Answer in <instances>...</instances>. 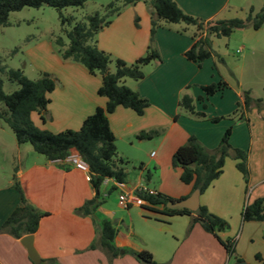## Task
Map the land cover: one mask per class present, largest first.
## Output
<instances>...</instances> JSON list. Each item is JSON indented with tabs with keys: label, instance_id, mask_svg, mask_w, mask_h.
<instances>
[{
	"label": "crops",
	"instance_id": "1",
	"mask_svg": "<svg viewBox=\"0 0 264 264\" xmlns=\"http://www.w3.org/2000/svg\"><path fill=\"white\" fill-rule=\"evenodd\" d=\"M175 1L186 13L205 20L215 19L216 15L226 8L225 0ZM149 32V8L144 2L139 1L125 6L97 33V46L110 55L131 63L145 53ZM193 41L190 36L170 27L158 28L154 34V45L160 62L146 66V70L149 69L142 79L124 80L126 85L129 82L130 88L149 101L148 107L142 115H138L130 108L118 106L108 115L119 155L132 161H141V165H144L139 168L134 180L125 181L126 192L137 186H144L148 190L161 192L176 200L188 197L193 189L190 184L181 182L179 168L172 166L174 151L190 135L195 136L207 148H214L224 130L229 127L228 121L211 122L209 118L212 116L200 120L179 111L180 94L187 85L190 88L193 71L196 66H200L184 56V52ZM44 71L56 79V85L48 94L49 103L46 110L31 115L34 124L39 128L53 133L65 129L77 130L96 107L105 106L106 97L97 93L101 84L99 75H92L82 66L60 59H54ZM194 89L197 97L204 95L201 88L203 94H200L199 89ZM203 106L205 107V104ZM196 110L202 111L197 105ZM41 115L45 119H42ZM261 118L263 122L259 125L262 128L264 117ZM218 122L222 123L213 125ZM150 129H157L159 134L145 153L144 157L147 159L145 160L142 157L143 140H136V134ZM261 139H264V130L262 133L261 131L251 133L250 145L257 146V153L254 154L253 151L249 153L247 150L250 170L247 183L236 169L235 161L227 158L222 173L199 196V206H205L211 213L228 222V229L219 235L222 238L237 237L236 255L249 264H261L264 261V221H241L244 204L264 197V168L254 156L264 154V150L259 147ZM230 143L234 147L242 149L245 147L236 141L234 126ZM153 146L155 149L147 157L149 149ZM21 148H24L26 154H21ZM13 150L16 164L7 165L8 173L3 175L4 181L0 184V225L19 204V193L12 187V174H15L27 201L46 212L32 234L34 247L41 260L54 258L58 264H108L107 254L102 248L88 249V246L96 235L100 220L109 219L116 227L114 243L120 249L112 264H139L129 251L142 249L150 251L157 262L166 264H199L205 261L208 264H227L231 259L233 264L237 262L200 224L194 223L188 229L190 217L187 215L167 217L172 218L180 229L173 246L161 233V230L169 226L168 221H163L164 225H160L161 220L160 223H157L159 220H154L155 224L146 223L152 229L151 240L148 241L145 236L133 231L127 219L116 217V212L106 208L107 201L104 204V198L102 204L92 214L80 215L76 209L95 194L82 171L69 163L59 165L42 159L31 153V146L21 147L16 141ZM130 152L134 158H130ZM145 165H154L156 170L164 169L161 179L154 186H151L150 172H146L149 174L146 176ZM113 186L112 179H108L101 188L104 187L105 192H110ZM101 188L100 193L103 197L104 191L102 192ZM115 189L120 193L119 188ZM145 219L152 220L149 217ZM122 224L125 225L126 231L121 229ZM20 238L0 232V264H34ZM255 240L258 241V246L250 245L245 251L238 246ZM256 254L260 255L261 261L255 259Z\"/></svg>",
	"mask_w": 264,
	"mask_h": 264
},
{
	"label": "trees",
	"instance_id": "2",
	"mask_svg": "<svg viewBox=\"0 0 264 264\" xmlns=\"http://www.w3.org/2000/svg\"><path fill=\"white\" fill-rule=\"evenodd\" d=\"M88 0H0V25H8V15L11 11L20 10L25 6L40 7L51 6L59 12L62 24H70L72 16H63L60 10L67 6L82 7ZM142 1L149 8L150 32L145 53L134 62L128 63L120 58L112 59L110 54L97 46V33L107 26L112 18L118 15L128 5ZM137 19H135V22ZM264 22V4L254 13L250 7L245 18H228L205 20L186 13L175 0H110L103 7V13L95 12L85 16L83 21H75L69 30L65 31L67 43L58 36L55 42L62 47V59H68L83 65L92 75H99L101 84L97 93L106 97L104 107H96L94 112L88 115L77 130L65 129L53 133L36 126L31 118L32 113H41L46 110L49 103L48 94L54 89L56 79L47 72H41L36 79H30L19 68H9L5 72L10 82L17 83L18 88L10 93L3 91V80L0 77V120L12 131L17 144L28 143L32 150L42 155L46 160L62 165L71 152H77L88 164L90 172V184L95 194L86 200L76 212L80 215L92 214L103 202L100 188L106 179H113L125 183L126 170L124 165L128 160L121 157L116 147V137L112 132L108 115L116 107L123 106L142 115L149 105V101L124 83L125 79L140 80L144 77L142 67L150 63L160 62V56L154 45V34L158 28H169L171 23H182L185 26H194L191 34L194 40L192 45L184 52V56L198 65L203 60L214 56L211 49L210 37L229 36L235 29L251 26L259 29ZM184 32V30H177ZM114 62V71L109 70V63ZM224 87L222 82H211L200 85L206 97L213 95ZM187 85L178 99V107L193 117L207 119L206 113L195 109L192 96L186 91ZM199 96V100H203ZM243 103L237 102L230 116L240 113L239 119L245 118L244 112L251 104L261 106L260 99H253L248 90L242 94ZM243 107V108H241ZM228 116V118H230ZM42 119H45L41 115ZM221 117H211V122H217ZM232 127H227L218 144L214 148H207L195 136L190 135L186 141L174 151L171 159L172 166L179 168L180 180L190 184L192 189L199 188L203 192L213 180L221 173L225 160L230 158L235 161L236 169L241 173L247 183L250 176L248 166V151L234 147L230 143ZM159 134L157 129L142 130L136 134V138L151 139ZM142 168V165H139ZM149 174L146 173V176ZM12 187L20 196L19 204L11 211L8 217L0 225V232L8 233L15 238L26 234H33L38 228L40 219L46 215L30 204L24 191L12 174ZM113 186L111 190H114ZM110 190V191H111ZM137 195L143 199L141 207L147 208L164 216L187 215L190 217L189 228L194 223L208 233L212 234L224 247L226 253L236 261L241 259L236 255L235 240L222 238L219 233L228 229V222L211 213L205 206L200 205L195 212L187 208L171 209L166 206L169 200L176 201L172 197L156 191H137ZM241 221H264V197H259L247 202L242 207ZM116 227L109 219H101L98 230L88 249L102 248L108 257V264L119 254L120 249L114 243ZM139 264H166L157 262L150 251H129ZM255 259L261 261L259 254ZM44 264H58L54 258L42 259ZM261 264H264L262 261Z\"/></svg>",
	"mask_w": 264,
	"mask_h": 264
},
{
	"label": "rangeland",
	"instance_id": "3",
	"mask_svg": "<svg viewBox=\"0 0 264 264\" xmlns=\"http://www.w3.org/2000/svg\"><path fill=\"white\" fill-rule=\"evenodd\" d=\"M109 1L110 0H88L82 7L67 6L62 8L60 12L63 16L73 17V21L70 24H62L59 12L55 8L47 5L37 8L25 6L20 10L11 11L8 15L9 24L0 25V77L3 80V91L5 93H10L18 88V84L10 82L7 79L6 73L1 71L2 68L5 70L9 68H19L28 78H38L41 72H46L44 71L45 67L51 65L54 59L65 61V59H62L60 53L62 47L55 42V39L61 36L67 43L68 40L65 31L69 30L75 21L85 20L86 15L95 12L103 13L104 5ZM225 1V10L219 15H216L217 17L215 19L212 18L210 20L233 17L245 18L250 7H253L255 13L258 12L264 4V0ZM114 18L115 16L112 19ZM169 27L172 30H184V32L181 33L190 37L195 30L194 26H185L182 23H171ZM210 41L211 49L215 55L203 60L200 66L195 67L192 75L193 80L187 91L193 98L195 109L197 105L200 110L206 113L207 117H225L219 121H228V126H234L236 128V141L245 146L244 149L248 150L249 153L253 151L254 154H256L257 146L250 145V138L253 131H261L262 133V130H264V126L261 128L259 125V123L263 122L261 116L264 117V22L259 29L246 26L244 28L235 29L229 36H212L210 37ZM110 56L112 59L117 58L112 55ZM71 62L82 66L87 71L80 63ZM148 65L142 67L144 76L149 69L146 70V66ZM109 70L114 71L113 61L109 63ZM211 82H222L224 87L208 97L203 95L204 100L199 101L194 88L199 89L200 94H203L200 90V83L209 84ZM245 90L249 91L253 99H260L262 101L261 106L257 107L254 103L251 104L250 108L244 112L245 118L242 119H239V112L234 116H230L233 110L238 108L237 102L242 105V94ZM203 104H205V107ZM2 106L3 105L0 103V108ZM179 111L188 115L182 108H179ZM228 116H230V118H228ZM220 123L222 122L213 125H218ZM157 136L158 135L151 139H143L142 157L145 160H147L146 157H144L145 153L149 146L156 141L155 139H157ZM15 141L11 129L0 120V184L4 181L3 175L8 173L7 165L16 164L13 158V145ZM261 141L259 147L264 150V139H261ZM19 145H21V147H30L28 143ZM21 149V154H26L24 148ZM153 149H155L154 146L149 149L147 157H149ZM134 151L133 149V152ZM31 153L44 159L42 155L33 150H31ZM129 154L130 158H134L133 153L130 152ZM254 156L258 158L259 165H262V168H264V154L262 156ZM127 160L128 162L124 165L127 173L126 180L131 181L135 179L141 161ZM144 162L146 163L147 161ZM145 168V173L150 172L152 177L151 186L156 185L157 181L161 179L160 176H162L164 169L156 170L154 165H145ZM176 169L178 168L176 167ZM101 191H104V204L107 201L105 207L116 212V217L127 219L135 233L142 234L150 241L152 229L149 227V224L146 223L155 224L156 222H154V220H159L157 223H160L161 220L160 225H164L163 221H168L169 226L167 225L168 227L166 229L161 230V233L164 238L171 241L172 246L176 243L175 237L176 234H179L178 231H180V229H178L172 218H167V216L137 205H132L129 208L118 205L119 190L117 189L105 192L104 187H102ZM145 217H149L152 220H146ZM121 229L126 231L124 224L121 225ZM183 232L185 235V231ZM236 238L237 237L234 236L231 237V239L235 240V244L238 242ZM258 244V241L255 240L251 243L247 241L244 245L241 243L238 246H240L242 251H245L250 245L258 246ZM173 249H175V247ZM199 264H208V262H199ZM227 264H233L232 259Z\"/></svg>",
	"mask_w": 264,
	"mask_h": 264
},
{
	"label": "built area",
	"instance_id": "4",
	"mask_svg": "<svg viewBox=\"0 0 264 264\" xmlns=\"http://www.w3.org/2000/svg\"><path fill=\"white\" fill-rule=\"evenodd\" d=\"M61 162L63 163H69L70 165H72L75 169H78L80 171H82L85 175V178L87 180H90V172H89V166L88 164L81 158V156L77 153V152H71L64 160H62ZM108 180V179H106ZM105 180V181H106ZM113 185L116 188L120 189V193L118 195V203L120 204V206L122 207H128L131 205H137V206H141L144 201L142 198H140L137 195V191H149L152 192V190H148L147 188H145L144 186H137L135 187L132 191L130 192H126L124 191V187H125V183L122 182H117L115 180H113Z\"/></svg>",
	"mask_w": 264,
	"mask_h": 264
},
{
	"label": "water",
	"instance_id": "5",
	"mask_svg": "<svg viewBox=\"0 0 264 264\" xmlns=\"http://www.w3.org/2000/svg\"><path fill=\"white\" fill-rule=\"evenodd\" d=\"M200 189L194 188L191 194L184 198L179 199L176 201L169 200L166 203V206L171 209H177V208H187L192 212H195L199 207V196H200ZM21 244L26 248V251L28 253L29 258L34 264H39L41 262V259L34 247L33 244V235L32 234H26L23 235L20 238ZM235 264H249L243 260L235 262Z\"/></svg>",
	"mask_w": 264,
	"mask_h": 264
}]
</instances>
